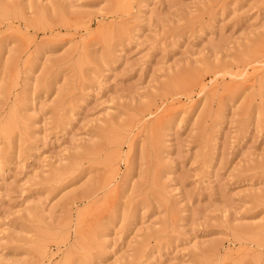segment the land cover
Instances as JSON below:
<instances>
[{"label":"rangeland","instance_id":"1","mask_svg":"<svg viewBox=\"0 0 264 264\" xmlns=\"http://www.w3.org/2000/svg\"><path fill=\"white\" fill-rule=\"evenodd\" d=\"M0 264H264V0H0Z\"/></svg>","mask_w":264,"mask_h":264}]
</instances>
